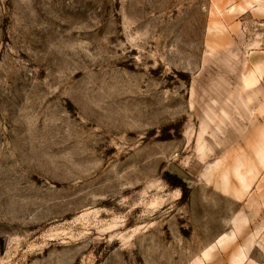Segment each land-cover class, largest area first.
Segmentation results:
<instances>
[{
	"label": "rangeland",
	"instance_id": "obj_1",
	"mask_svg": "<svg viewBox=\"0 0 264 264\" xmlns=\"http://www.w3.org/2000/svg\"><path fill=\"white\" fill-rule=\"evenodd\" d=\"M0 264H264V0H0Z\"/></svg>",
	"mask_w": 264,
	"mask_h": 264
}]
</instances>
